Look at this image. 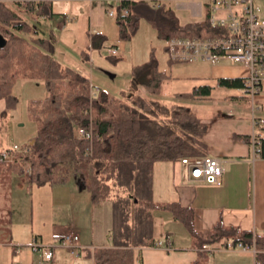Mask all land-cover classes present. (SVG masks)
<instances>
[{
	"label": "trees",
	"instance_id": "16d2710c",
	"mask_svg": "<svg viewBox=\"0 0 264 264\" xmlns=\"http://www.w3.org/2000/svg\"><path fill=\"white\" fill-rule=\"evenodd\" d=\"M120 6L127 10L125 15L119 13ZM120 6H115L114 18L120 41L129 40L139 20L152 27L163 41L226 34L223 28L209 25L207 10L203 20L180 24L173 11L162 3L152 8L147 2L136 0L124 1ZM49 14L48 0H0V36L4 40L0 47V100L3 102L0 123L17 102L12 93L17 78L41 82L46 91L44 98L33 100L27 106V116L36 126L32 143L25 144L27 152L13 153V160L4 164L20 174L26 170L29 181L36 186L63 183L72 176L88 192L93 204L119 188L125 193L119 200L123 206L132 199L145 210L170 211L198 246L218 247L227 239L243 245L253 243L257 250L256 264H264V232L252 234L226 227L219 221L210 229L198 232L193 229L191 208L176 202L158 204L151 199L154 162L176 163L181 157L206 155L202 140L204 127L189 102L206 99L211 87L196 85L162 99L160 85L167 75L158 70L151 55L144 63L131 68L127 96L120 92L123 99L109 97L97 87H93L97 89L96 96L91 97L88 77L61 65L52 54V43L34 27V21ZM88 38V46L80 51L83 61L87 60L89 49H99L105 41L101 34H90ZM217 85L241 89L243 79L219 78ZM139 86L144 88V94L137 92ZM78 127L87 131L90 138L77 136L75 128ZM256 138L257 153L264 156V139ZM137 216L136 231L148 236L150 216L146 212H137ZM204 252L201 250L192 264H198L206 252L212 251ZM92 264H132L131 252L96 249Z\"/></svg>",
	"mask_w": 264,
	"mask_h": 264
},
{
	"label": "crops",
	"instance_id": "0c3cea01",
	"mask_svg": "<svg viewBox=\"0 0 264 264\" xmlns=\"http://www.w3.org/2000/svg\"><path fill=\"white\" fill-rule=\"evenodd\" d=\"M48 1L50 14L48 17L38 18L44 19L46 25L42 24L36 30L40 36L52 43V54L61 65L68 66L65 58H59L58 55L66 49H78L79 53L83 50L81 47L86 49L90 30L93 29L99 30L105 37L102 47L117 46L121 49L118 55L108 53L109 61L121 60L125 53V41L117 40L116 44L107 43L109 30L105 18L108 16L105 14V8L103 9L98 3L99 0ZM170 1L175 0H163L161 3L171 9L168 3ZM183 1L195 2L196 9L194 16L189 20L185 22L178 20L180 24L204 19L207 10L204 4L197 0ZM54 15L61 17H57L58 19L54 21ZM113 24L117 30L114 19ZM90 50L94 49H89L88 52ZM196 62L202 65L191 68L199 72L190 73V66H187L180 77L189 82L190 76L194 78L196 84L192 86L211 87L206 99L191 101L189 106L204 127L202 140L206 155L220 160L223 168L221 184L216 186L188 180L184 167L178 162L170 166L157 165L155 167L157 172L162 173L163 176L169 175V181L166 180V185L159 182L157 186L163 194L156 198L155 185H152L154 181L151 177V199L158 204L176 202L182 207L191 208L193 229L198 232L210 229L219 221L226 227L262 234L264 232V156L252 152L250 137L254 135L264 139V81L260 84L259 90L249 96L239 88L217 85L219 78L244 79L248 74V69L244 65L230 63L225 59ZM174 63L183 62H167L169 66ZM180 70L175 68L177 74L182 72L183 67H180ZM160 71L166 74L164 70ZM88 79L92 88L97 87L92 84V76ZM175 79L167 75L162 81L160 85L162 99H169L173 93L179 92L167 89ZM129 87L130 81L127 89ZM214 91L218 92L216 97L212 95ZM137 92L144 94L145 90L139 86ZM107 95L109 96L108 93ZM0 102L1 111L3 102L2 100ZM5 120L6 117L2 124ZM5 130H8V126L4 128L3 134L0 130V151L11 145ZM4 138L7 139V144H3ZM159 162L169 161H158L154 164H165ZM170 181H174V184L177 181L174 189L170 187ZM0 198L4 200L0 207V245L8 248L11 254L10 264H92V253L96 249L128 250L131 252L132 264H192L201 254L196 240L177 219L173 218L170 211L145 210L132 199H128L126 205L131 206L136 215L137 212H146L150 216L149 235L136 231L139 217H134L133 211L129 208L122 229L112 235L105 233L108 230L104 229L102 236H98L91 213L99 203L93 204L88 192L80 188L72 176L63 183L36 186L29 181L25 172L20 174L6 164H0ZM37 203L39 207L41 204L45 205L46 209L38 212ZM134 208L138 209L135 211ZM54 215H69V222L63 224L62 220L54 221L52 219ZM68 231L75 232L78 237L77 254L74 255L56 245L50 248L51 255L48 259H44L41 252L28 251V244L33 239H37L42 244L43 235H49L51 240V234ZM167 238L171 243L169 250L164 249L163 246H153L154 242L164 243ZM226 241L230 240L227 239L222 243ZM17 246L19 250L16 251ZM3 251L0 248L2 254ZM253 261V256L248 252L217 248L210 253L206 252L198 264H253Z\"/></svg>",
	"mask_w": 264,
	"mask_h": 264
},
{
	"label": "rangeland",
	"instance_id": "374dc122",
	"mask_svg": "<svg viewBox=\"0 0 264 264\" xmlns=\"http://www.w3.org/2000/svg\"><path fill=\"white\" fill-rule=\"evenodd\" d=\"M7 1V0H4ZM98 1V0H97ZM147 2V0L145 1ZM98 3L104 9L107 7V4L104 3L102 0H99ZM148 3V2H147ZM173 14L179 20V22H185L189 20L195 14V2L183 1V0H175L168 2ZM255 7L259 8L257 12L258 17L264 18V3L261 1L255 2ZM57 17H61L60 15H54L53 20L55 21L58 19ZM108 23V30L109 33L107 34V43L114 42L115 44L118 42L117 38V30L115 25L113 24V19L108 17L105 18ZM44 19H37L33 22L34 27L37 29L40 28V25H46ZM189 22V21H188ZM46 28H48L46 26ZM101 33L99 30H96ZM84 36V34H83ZM106 43V44H107ZM84 49V47H81ZM107 45L101 47L99 49L90 50L88 52L87 60H81V56L79 50L72 48L71 50H65V52H61L58 55L59 58H65V62L68 64L69 67L77 70L79 73L85 75L86 77L93 78L92 84L93 86L99 87L101 90L105 91L109 94V96L114 98H121L123 99L124 95L128 92V85L130 81V71L131 67L134 65H138L143 63L145 60L147 61L150 56L156 60L158 68L160 70H164L167 75L173 76L175 81H172L167 89L170 91L177 90L179 92L184 90H190L194 83V78L190 76V82L187 79L180 77L185 71L186 67L190 66V73L193 71L199 72L193 68L192 66H200L198 62H191V63H174V64H167L168 57L166 52L164 51V41L159 39L153 30L144 20L138 21V26L134 34L129 38V40L125 41V53L121 60L117 61H109L108 57L109 54L107 52ZM90 53V54H89ZM90 55V56H89ZM180 67H183L182 72H175V68L179 71ZM197 69V68H196ZM91 82V81H90ZM191 84V85H190ZM165 86H163L164 88ZM124 92V95H120V92ZM12 93L16 96L17 102L15 106L9 109L6 113V120L3 124H0V130L4 133V128L8 126V130L5 132L9 135L10 142L12 146L13 144L19 146H25L28 142L30 143L35 135L36 126L33 121H31L27 116V106L29 102L33 100H41L46 95L45 88L41 82H35L30 79H21L17 78L12 86ZM213 96L216 97L218 92H212ZM127 96V95H126ZM1 103V102H0ZM1 108V107H0ZM4 126V127H3ZM8 141L4 138L3 144H7ZM165 164H154V170L151 174L154 183V195L156 198L159 197L160 194H163L160 189L158 188L159 182L163 185H166V180L168 179L169 175H164L162 173L157 172V165H173L172 163L175 162H159ZM4 164V163H0ZM5 177V176H1ZM172 177V176H171ZM151 178V179H152ZM173 178V177H172ZM174 180V179H173ZM169 181V179H168ZM170 187L174 189L177 181H170ZM152 187H150L151 190ZM119 193V195H116ZM152 193V191H151ZM125 193L119 188L113 189L109 196L104 198L98 206H95L92 210L91 217L94 221V227L97 229L98 236H102V231L104 229L108 230L105 233H109L112 235L117 233L118 230L122 229L125 226V219H127V211L130 208L133 211L131 206H123L122 203H119L120 199H123ZM2 201L4 202L3 198H0V207H2ZM43 206V207H42ZM35 208V204L33 205ZM37 211L41 212L46 209L45 205L41 204V207L38 206L37 203ZM125 208V209H124ZM135 211L138 208H134ZM114 216V217H113ZM133 216L137 217L136 212L133 211ZM41 217V216H40ZM39 217V218H40ZM113 217V219H110ZM54 221L62 220L63 224H67L69 222V215H54L52 217ZM145 221H142L144 223ZM145 224V223H144ZM158 224V223H156ZM140 225H138L139 227ZM46 227L48 225L46 223ZM45 227V231H46ZM86 227V226H85ZM155 233L157 231H154ZM75 233V232H74ZM104 233V234H105ZM45 234V233H44ZM42 245H50L52 244L49 235H43L42 238ZM27 246H25L26 248ZM3 254L0 252V264H10V255L9 250L5 246H1ZM28 248V247H27ZM28 251L31 252V250Z\"/></svg>",
	"mask_w": 264,
	"mask_h": 264
},
{
	"label": "built area",
	"instance_id": "2783aa9c",
	"mask_svg": "<svg viewBox=\"0 0 264 264\" xmlns=\"http://www.w3.org/2000/svg\"><path fill=\"white\" fill-rule=\"evenodd\" d=\"M104 3H111L105 8L108 17L115 18V6H120L124 1L136 0H102ZM163 0H147L152 8H157ZM206 6L208 12L207 21L211 27L223 28L225 35L213 37H174L164 41V50L172 62H196L215 61L225 59L230 63L244 65L248 69L247 76L243 79L240 89L243 93L252 96L258 91V86L264 81V18L257 15L259 8L255 7L256 1L264 0H197ZM119 13L125 15L127 10L119 7ZM91 34H98L96 30H90ZM109 54L118 55L121 49L117 46L108 47ZM91 97L97 94L96 88L90 89ZM79 137L90 138L87 131L75 128ZM251 150L254 154L258 151V140L252 135L250 138ZM27 146L13 144L9 150L0 151V163H8L13 160V153L27 152ZM186 171V177L191 181L204 182L212 185L221 184L223 168L220 160L204 156H185L178 161ZM27 174V171L24 170ZM52 244L42 245L37 239H33L28 247L33 252H41L44 259L50 258V248L54 245L67 249L72 254H77L78 237L73 231L51 234ZM154 247L163 246L164 249L171 248L170 240L167 238L164 243L156 241ZM217 248L238 249L248 252L253 256V264H256L255 254L257 250L253 243L243 245L240 242L232 243L226 241L218 247L201 245L204 251H213ZM19 250V247H15ZM264 252V250H263Z\"/></svg>",
	"mask_w": 264,
	"mask_h": 264
},
{
	"label": "water",
	"instance_id": "95a60500",
	"mask_svg": "<svg viewBox=\"0 0 264 264\" xmlns=\"http://www.w3.org/2000/svg\"><path fill=\"white\" fill-rule=\"evenodd\" d=\"M4 45V40L3 38L0 36V47H2ZM32 143V141L30 142V144Z\"/></svg>",
	"mask_w": 264,
	"mask_h": 264
}]
</instances>
